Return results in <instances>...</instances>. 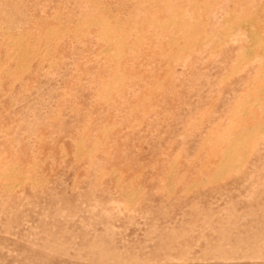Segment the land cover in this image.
<instances>
[{
  "label": "rangeland",
  "instance_id": "374dc122",
  "mask_svg": "<svg viewBox=\"0 0 264 264\" xmlns=\"http://www.w3.org/2000/svg\"><path fill=\"white\" fill-rule=\"evenodd\" d=\"M0 264H264V0H0Z\"/></svg>",
  "mask_w": 264,
  "mask_h": 264
}]
</instances>
